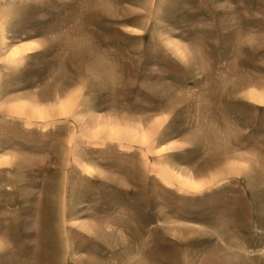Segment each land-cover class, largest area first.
Here are the masks:
<instances>
[{
	"label": "rangeland",
	"instance_id": "rangeland-1",
	"mask_svg": "<svg viewBox=\"0 0 264 264\" xmlns=\"http://www.w3.org/2000/svg\"><path fill=\"white\" fill-rule=\"evenodd\" d=\"M254 90L264 0H0V264H264Z\"/></svg>",
	"mask_w": 264,
	"mask_h": 264
},
{
	"label": "bare ground",
	"instance_id": "bare-ground-1",
	"mask_svg": "<svg viewBox=\"0 0 264 264\" xmlns=\"http://www.w3.org/2000/svg\"><path fill=\"white\" fill-rule=\"evenodd\" d=\"M248 97L251 99H254L257 102L264 103V94H260L256 90H254L253 92H250L248 94ZM70 100H69V102H70ZM69 102L64 106L61 103H58L59 106L57 109H52L51 107H45L43 105L39 106L38 104L32 103V106L30 108H28L29 109L28 111L24 110L23 108H20V109L16 110V113H18V114H24L25 113L28 116L30 114V117L36 118V119H46V118H49L50 116H53V115L54 116L63 115L65 113V111L67 110ZM104 123H106L107 128L105 131H102V132H106V135H105L106 137L120 138V139H125V140L130 139V140L141 141V142H143L147 139V136L143 134V133H145L143 131V129L130 128L127 126H119V125H117L118 123L117 124L110 123V122H104ZM96 134L104 136L103 133H98V126H96V128L92 130V135L94 136ZM107 134H109V135H107ZM9 164H10V162H9ZM176 174L181 180L179 182L181 184H183L184 186L191 188V189H199L202 186H204L205 184H207V182L205 183L204 181L196 179L194 177H191L190 175L187 176V175L181 174L179 172Z\"/></svg>",
	"mask_w": 264,
	"mask_h": 264
}]
</instances>
